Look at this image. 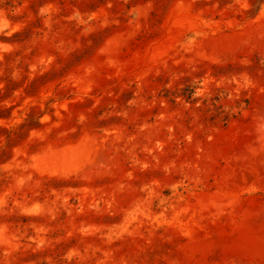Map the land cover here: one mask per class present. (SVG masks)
Returning a JSON list of instances; mask_svg holds the SVG:
<instances>
[{"label": "rangeland", "instance_id": "1", "mask_svg": "<svg viewBox=\"0 0 264 264\" xmlns=\"http://www.w3.org/2000/svg\"><path fill=\"white\" fill-rule=\"evenodd\" d=\"M0 264H264V0H0Z\"/></svg>", "mask_w": 264, "mask_h": 264}]
</instances>
